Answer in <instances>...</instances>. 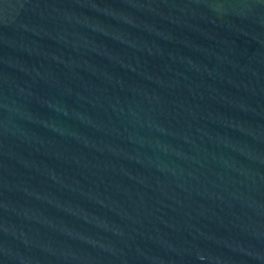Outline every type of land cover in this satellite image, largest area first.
I'll list each match as a JSON object with an SVG mask.
<instances>
[{
    "label": "water",
    "instance_id": "obj_1",
    "mask_svg": "<svg viewBox=\"0 0 264 264\" xmlns=\"http://www.w3.org/2000/svg\"><path fill=\"white\" fill-rule=\"evenodd\" d=\"M0 264H264V0H0Z\"/></svg>",
    "mask_w": 264,
    "mask_h": 264
}]
</instances>
